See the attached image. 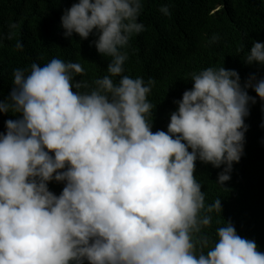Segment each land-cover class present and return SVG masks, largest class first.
Wrapping results in <instances>:
<instances>
[{"label":"trees","instance_id":"16d2710c","mask_svg":"<svg viewBox=\"0 0 264 264\" xmlns=\"http://www.w3.org/2000/svg\"><path fill=\"white\" fill-rule=\"evenodd\" d=\"M0 264H264V0H0Z\"/></svg>","mask_w":264,"mask_h":264}]
</instances>
